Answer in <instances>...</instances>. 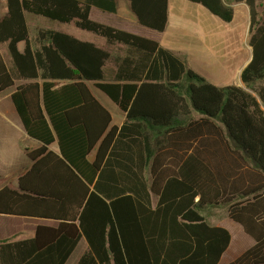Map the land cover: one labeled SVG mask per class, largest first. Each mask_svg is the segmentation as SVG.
I'll return each mask as SVG.
<instances>
[{
	"label": "trees",
	"instance_id": "trees-1",
	"mask_svg": "<svg viewBox=\"0 0 264 264\" xmlns=\"http://www.w3.org/2000/svg\"><path fill=\"white\" fill-rule=\"evenodd\" d=\"M128 1L140 26L165 31L169 0ZM188 1L234 18L227 0ZM233 1L250 8L252 59L243 86L220 87L158 41L92 18L93 8L116 13L117 0H6L0 92L23 81L12 100L43 145L28 151L19 189H0V214L58 224L1 240L0 264H66L82 238L77 264H221L232 234L206 215L221 207L254 241L229 264H264V0ZM28 15L74 23L125 53L50 28L32 38ZM90 83L126 113L122 126Z\"/></svg>",
	"mask_w": 264,
	"mask_h": 264
},
{
	"label": "crops",
	"instance_id": "crops-1",
	"mask_svg": "<svg viewBox=\"0 0 264 264\" xmlns=\"http://www.w3.org/2000/svg\"><path fill=\"white\" fill-rule=\"evenodd\" d=\"M228 5L232 6L234 9V18L231 22L235 20L237 13H240V15L245 18V32L244 34L240 33V36L238 34L231 33L234 28H231L229 26H218L217 19L208 15V13L204 11V9H202L204 8L203 6H201L200 4H195L188 0H169L168 24L165 31L162 33H158L150 30L153 33L141 35L158 41L164 48L180 56L182 59H184L187 66L191 70L198 60H200V62H202L204 65H217L220 67H225L227 63L225 62V55H219L215 52H211L210 48L215 50L228 49L230 52L228 51L229 53L227 55V59L234 60L238 57V53L233 51L235 49L236 41L238 40V43L240 42V40L244 41L246 42V50L249 56L243 62L242 66L238 67L237 69V72L241 74L244 67H246L252 59V48L248 44L251 18L250 8L245 2H235L233 4L228 3ZM94 9L97 10L96 13L100 16H108L110 14H114L103 11L99 8H93V12ZM95 19L98 20L97 17ZM98 21L114 25L127 31L135 29L133 26H130L131 24H129V21H131V23H133L134 25L137 24V28H144L137 23L134 14L129 15L127 19L122 18L120 25L101 20V18ZM126 26H129L130 29L125 28ZM131 32L136 33L135 31ZM136 34H138V32ZM93 37L95 38H93L91 42H94L99 46L100 43L108 45L107 41L103 37L95 34H93ZM219 45L222 46L219 47ZM24 46V43H20V50H23ZM4 54L9 68L12 69L11 57L5 52ZM112 80L113 75L112 77H106V81ZM15 82V86L10 87L3 92H0V189L4 188L5 186H8L12 189H19L20 176L26 173L34 163L33 160L28 156V151L38 149L43 145L41 141L28 135L24 124L18 114V111L13 103L12 93L15 91L16 86L23 81L16 79ZM99 92L103 93L105 97L109 98L104 92ZM94 95L96 96V93H94ZM100 102L112 113V125H116L118 127L122 126L126 119V113L123 112L112 100L111 102L114 104L113 108L108 107L101 100ZM49 149L60 153L58 142H54L53 144H51L49 146ZM93 159L94 154L90 156V160ZM57 224L58 222L52 219L0 214V241L4 239H10L13 241L31 239L34 237L36 229L39 225L56 226ZM216 225L221 226L219 222L216 223ZM232 242L233 237L231 244ZM248 243L251 244V247L254 244L253 239ZM87 249L88 244L86 240L82 238L71 254V256H73L78 253L77 259L74 264L78 263ZM239 255L241 254H238L235 257L234 253L228 252L226 256H222L220 263L229 264ZM71 256L69 257V259L71 258Z\"/></svg>",
	"mask_w": 264,
	"mask_h": 264
},
{
	"label": "rangeland",
	"instance_id": "rangeland-1",
	"mask_svg": "<svg viewBox=\"0 0 264 264\" xmlns=\"http://www.w3.org/2000/svg\"><path fill=\"white\" fill-rule=\"evenodd\" d=\"M118 5H119V11L114 14H110L108 16H100L96 13L97 10L94 9L93 12V19L96 17L98 20L101 18V20L108 21L112 24L120 25L122 18L127 19L129 15H133L132 12L130 11V4L128 0H117ZM187 1V0H186ZM229 4L235 3L233 0H227ZM204 11L208 13L211 17H214L218 21V26H223V27H231L234 28L231 33L233 34H238L240 36V33L244 34L245 28H246V23H245V18L240 15V13H237L236 18L233 22H224L220 18L212 15L210 12H208L205 8ZM7 11V5H6V0H0V17L3 16ZM100 17V18H99ZM97 20V19H96ZM28 23L30 27V33L31 37L34 38L37 32L41 29H55L57 31L65 32L67 34H70L78 39L84 40V41H92L93 34L86 31L82 30L80 28H77L74 23H62L58 21H52L49 19H46L41 16H35V15H28ZM130 26H133L135 29L129 30V31H135L138 34H148V33H153L150 30L144 29V28H137V24L131 23L129 21ZM125 28L130 29L129 26H126ZM132 29V28H131ZM100 46H104L106 49L111 51L114 55H122L125 53V48L121 46H109L105 45L104 43H100ZM222 45H219L221 47ZM5 46H2L3 51L6 53V50L4 48ZM247 46L246 42L241 41L238 43V40L235 43V49L233 50L234 52L238 53V57L234 60H229L228 58V53L230 52L228 49H211V52H215L216 54L219 55H225V62L226 65L225 67H220L217 65H204L200 60H198L192 71L200 75L201 77L205 78L208 82L215 84L220 87H227L232 84H238L243 86V83L240 78V73L237 72L238 67H241L243 62L248 58L247 54ZM229 51V52H228ZM230 62V65H229ZM115 68V63L112 61L108 64L107 66V77H112L113 71ZM243 68V67H242ZM245 68V67H244ZM91 89L93 90L94 93H96V96L101 100L104 104H106L108 107H114V104L111 102V100L107 97L104 96L103 93L99 92V90L93 83L89 84ZM109 102V103H108ZM154 204L157 202V197L153 196ZM206 215L208 216V219L210 223L215 224L219 222V224L225 228H227L233 237V242L231 246L228 248V250L225 252L226 254L229 252L234 253V256L236 257L238 254H242L245 250H247L250 247L249 241L252 240L251 237H249L245 232L243 231L242 227L234 222L227 213V209L225 207L221 208H212L208 209L206 211ZM215 218V219H214ZM248 239V240H245ZM80 251V250H78ZM238 252V254H237ZM78 253L75 255L71 256L67 264H74L76 259H77Z\"/></svg>",
	"mask_w": 264,
	"mask_h": 264
}]
</instances>
